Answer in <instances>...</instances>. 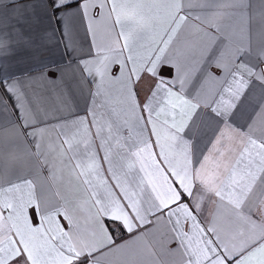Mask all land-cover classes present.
<instances>
[{
  "label": "snow or ice",
  "instance_id": "obj_1",
  "mask_svg": "<svg viewBox=\"0 0 264 264\" xmlns=\"http://www.w3.org/2000/svg\"><path fill=\"white\" fill-rule=\"evenodd\" d=\"M0 264H264V0H0Z\"/></svg>",
  "mask_w": 264,
  "mask_h": 264
},
{
  "label": "crops",
  "instance_id": "obj_2",
  "mask_svg": "<svg viewBox=\"0 0 264 264\" xmlns=\"http://www.w3.org/2000/svg\"><path fill=\"white\" fill-rule=\"evenodd\" d=\"M48 53H45L47 55ZM87 104V100L84 97H78L76 100V108L75 110L79 112L80 115H83V109L85 108V105Z\"/></svg>",
  "mask_w": 264,
  "mask_h": 264
}]
</instances>
